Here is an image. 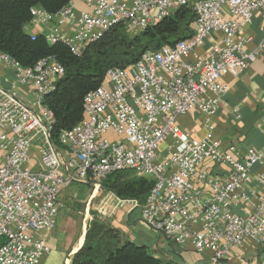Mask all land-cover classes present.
I'll return each mask as SVG.
<instances>
[{
	"label": "built area",
	"instance_id": "obj_1",
	"mask_svg": "<svg viewBox=\"0 0 264 264\" xmlns=\"http://www.w3.org/2000/svg\"><path fill=\"white\" fill-rule=\"evenodd\" d=\"M180 7L194 13L193 34L126 68H110L84 97L83 119L60 133L58 145L45 99L56 91L63 68L52 57L24 68L0 52V64L14 72L10 87L0 86V264H41L50 253L46 234L64 206L60 195L73 185L100 186L122 171L154 179L143 204L125 201L170 243L208 255L211 264L247 240L264 244V148L223 147L211 124L228 92L221 78L241 75L259 57V48L247 49L252 38L243 26L256 15L264 20V0H74L55 15L31 8L25 32L32 39L43 34L49 45L62 43L75 56L112 26L142 33ZM21 87H30L31 96ZM190 111L204 118L202 138L176 125ZM258 123L264 136V113ZM210 165L226 167L225 179ZM237 204L249 209L238 213Z\"/></svg>",
	"mask_w": 264,
	"mask_h": 264
},
{
	"label": "trees",
	"instance_id": "obj_2",
	"mask_svg": "<svg viewBox=\"0 0 264 264\" xmlns=\"http://www.w3.org/2000/svg\"><path fill=\"white\" fill-rule=\"evenodd\" d=\"M72 1L0 0V52L24 68H32L46 57L54 58L63 68L64 75L57 83L56 91L45 99V105L54 116L51 140L55 145H58L61 132L72 130L83 119L84 97L102 85L110 68H126L149 50L173 46L193 34L194 13L188 7L177 8L172 16L131 39L124 26H112L101 38L86 46L81 55L75 56L62 43L49 45L43 34L32 39L25 32L32 18L31 8L40 7L47 14L55 15ZM118 53L128 57L130 64L115 63ZM100 183L103 192L143 204L154 186V179L149 175L137 176L122 171L109 175ZM84 240L70 264H165L153 258L142 246L120 244L115 231L107 223L104 225L97 220L87 229Z\"/></svg>",
	"mask_w": 264,
	"mask_h": 264
},
{
	"label": "crops",
	"instance_id": "obj_3",
	"mask_svg": "<svg viewBox=\"0 0 264 264\" xmlns=\"http://www.w3.org/2000/svg\"><path fill=\"white\" fill-rule=\"evenodd\" d=\"M74 7L84 10L77 2ZM243 28L244 35L252 38L247 49L259 48V57L241 75L233 77L227 74L221 78V83L228 87V92L211 116V124L212 137L221 142L223 147L235 144L242 152H247L249 149L264 148V136L258 131V122L264 113V20L256 15ZM62 29L65 30L66 27ZM29 30V33L34 34L40 32L34 28ZM209 44L207 41L199 51L200 57L206 56ZM13 80L14 72L0 64V86L7 89ZM20 91L26 97H30L32 93L30 87H21ZM176 125L180 131L194 138H202L208 133L204 118L197 111H190L179 117ZM166 143L161 146V150L165 149ZM209 167V171L217 179H225L226 167ZM58 200L64 206L56 219V227L46 234L50 253L42 256L41 264H70L73 255L83 246L85 232L78 238L73 236L71 229L66 228V225H70L66 214L74 205L83 206L84 218L89 217L88 210L95 211L97 219L105 221L115 231L120 244L142 246L153 258L165 264H211L206 254H198L190 247L173 246L161 234L142 223L139 207L134 208L112 193L103 192L100 186L93 183L73 185ZM247 209L249 207L243 204L234 207L238 213ZM219 264H264V244L247 240L241 247H233L228 257Z\"/></svg>",
	"mask_w": 264,
	"mask_h": 264
},
{
	"label": "rangeland",
	"instance_id": "obj_4",
	"mask_svg": "<svg viewBox=\"0 0 264 264\" xmlns=\"http://www.w3.org/2000/svg\"><path fill=\"white\" fill-rule=\"evenodd\" d=\"M142 33H137V32H133V31H127V35L128 38L131 39L136 35H140ZM154 51L153 49L149 50L148 52ZM128 57H126L123 53H118V55L115 57L114 61L115 63H118L119 65H127L128 63ZM130 64V63H128ZM130 66V65H129ZM109 193V192H107ZM83 206H75L72 207V209H70L67 212V217L70 220V225H66V228L69 230L71 229L73 231V236H76L78 238H80V236L82 235V233L87 232V229L89 228V226L95 222V220L100 221L102 224L106 225L105 221H102L100 219H97L96 213L93 210H88L89 212V217L86 216V218H84V211L83 210ZM83 227V228H82ZM85 236V235H84Z\"/></svg>",
	"mask_w": 264,
	"mask_h": 264
},
{
	"label": "bare ground",
	"instance_id": "obj_5",
	"mask_svg": "<svg viewBox=\"0 0 264 264\" xmlns=\"http://www.w3.org/2000/svg\"><path fill=\"white\" fill-rule=\"evenodd\" d=\"M83 228V227H82ZM80 242V241H79Z\"/></svg>",
	"mask_w": 264,
	"mask_h": 264
}]
</instances>
